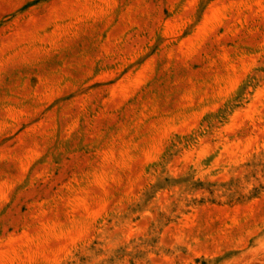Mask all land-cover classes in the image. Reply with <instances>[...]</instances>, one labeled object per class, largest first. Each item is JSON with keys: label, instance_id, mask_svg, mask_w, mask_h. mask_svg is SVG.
Returning <instances> with one entry per match:
<instances>
[{"label": "rangeland", "instance_id": "1", "mask_svg": "<svg viewBox=\"0 0 264 264\" xmlns=\"http://www.w3.org/2000/svg\"><path fill=\"white\" fill-rule=\"evenodd\" d=\"M0 264H264V0H0Z\"/></svg>", "mask_w": 264, "mask_h": 264}]
</instances>
